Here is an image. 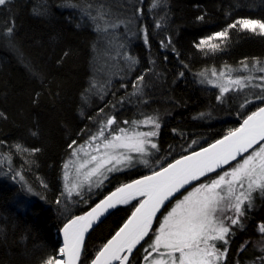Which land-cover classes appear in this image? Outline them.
I'll use <instances>...</instances> for the list:
<instances>
[{
  "label": "trees",
  "instance_id": "16d2710c",
  "mask_svg": "<svg viewBox=\"0 0 264 264\" xmlns=\"http://www.w3.org/2000/svg\"><path fill=\"white\" fill-rule=\"evenodd\" d=\"M250 1L166 0L167 28L175 33V46L181 52L166 57L157 54L161 70L172 80L170 83L164 80L161 84L153 78L147 94L154 108L164 115L165 124L157 140L159 149L189 137L206 138L207 144L228 132H221L229 124L228 120L214 128H206L195 118L204 109H210L218 117L229 114L230 110L221 108L214 102L211 92L193 82L192 69L200 61L195 60L192 43L202 32L217 31L226 24L228 17L225 16L237 4L244 8ZM58 6L62 7L61 0H11L2 9L0 7V27H3L0 29V141L16 143L26 138L34 149H39L30 160L24 161L23 168L28 167L42 180L44 188L39 182H30L36 194L47 201L54 198L56 165L66 142L80 139L90 122V114H83L84 105L78 96L92 56L89 43L93 36L89 30L81 28L67 10H60ZM256 7L261 8L257 13L264 17V0H256ZM9 27L13 29L10 36L2 33ZM229 36L221 54L226 60L232 61L250 51H264L262 36L235 32ZM150 41L154 47L156 44ZM143 174L144 171H129L123 180ZM133 207L114 209L89 232L80 264H88L98 250V243L102 244L115 231ZM40 214L38 218L26 214L20 218L0 205V264H35L53 253L59 245L53 226L56 217L50 210H41ZM245 215L242 231L229 237L228 251L220 264L253 261L251 250L245 245L240 247L254 236V223L264 221V195L253 194V206L246 208ZM101 227L103 234L97 231ZM140 249L132 253L129 264H140Z\"/></svg>",
  "mask_w": 264,
  "mask_h": 264
},
{
  "label": "rangeland",
  "instance_id": "374dc122",
  "mask_svg": "<svg viewBox=\"0 0 264 264\" xmlns=\"http://www.w3.org/2000/svg\"><path fill=\"white\" fill-rule=\"evenodd\" d=\"M20 1L25 2L31 0ZM9 2H11V0H8V3ZM61 5L62 7L58 6L60 10H67L73 18H75L78 25H80L81 28L89 30L93 36L92 42L89 43V51L92 53V56L89 58L88 69H86L85 76H83V85L81 86L83 93H81L82 91L80 90L81 92L79 91L80 94L78 96L81 98L82 104L84 105L83 114H90V122L83 136L76 140V144L73 145V148L77 150L76 155H73L72 149L68 147L69 144H72V141L66 142L64 153L59 158L56 165L57 184L55 186V192L52 194V196H54L53 200L51 199L52 197L48 196V192L46 191L45 194L51 201H47L42 198L41 195L36 194L31 182H39V186L44 188L43 183H40L42 180H39L28 167L23 168L25 167V164H23L24 161L30 160V157L32 158L36 153L31 151L34 149L32 143L28 142L26 138H22L19 140L20 142L16 143L0 141V205H3L9 212L16 214L20 218H22V215L25 216L24 214L34 215L38 218L42 216L40 214L41 210H50L57 219H54L55 222L53 224L57 236L62 225L70 217L82 215L85 210L103 196L102 194L128 181V179L123 180L126 172L139 170L144 171V174L150 173L166 165L176 157L206 145L205 143L208 141L206 138L197 139L189 137L188 139L179 141L173 146L163 149H151V145L146 144V149L151 153L147 156H141L136 152H131L123 148L117 149L119 152L131 155L134 159H148L150 161V166L145 167L143 163L137 162L134 167L124 168L122 171L114 173H105L107 179H104L103 176H98L92 178L91 185L85 182L83 173L86 169H80L79 165L83 163L84 160L90 159L92 155L99 156L104 151L103 148L96 151V148L103 143L105 138L110 139L113 135L134 136L136 133L157 131L158 134L156 136L146 137V139L157 144L158 136L162 126L165 124V120L164 115L154 108V102L148 98L147 94L149 92L148 90L152 87L150 83L153 78L160 80L161 84L167 79L169 80L168 83H170L172 79L168 77L165 70H161L156 56H158L157 54L159 53L162 54L163 57L167 55L175 56V52L178 53L179 51L181 52V50L175 46L174 41L176 37L173 36L175 33L173 34V31L170 32L167 28L168 8L166 0H161L159 6L156 7L153 6V0H61ZM247 5L248 6L243 8L237 4V7L230 14L228 13V15L225 16L228 17V22L226 24L221 26L217 31L208 30L202 32L192 43L195 52V60L200 61L197 67H193L192 69L194 73L193 82L207 89L208 92H211L214 102L221 108L230 110L229 114L218 117L214 116L210 109H204L197 113L195 118L206 128H214L215 125L228 120L229 124L221 131L223 133L237 127L239 122L248 113L254 111L261 105V102L253 99L252 103L245 106V108L241 109L240 107L245 98L251 99L248 95L249 91L253 94H259V89H248L239 94L231 92L225 95L222 102L217 101L216 97L219 95V88L214 85L225 83L227 79V76H219V72L231 69L232 79H235L238 75L252 76L254 78L264 75V73L258 70L250 71L249 69H244L241 64L243 61L251 66L254 62L260 61L261 64L257 67L264 66V51L260 50V52L257 53L251 51L246 54L243 53L244 55H240V57L231 61L221 56L222 50L226 46L227 40L230 37L229 35L232 32L262 37H264V33H261L259 30L254 33L248 30L229 29L228 36L222 43L218 38L213 41L214 43L220 44V47L216 51H209L207 48L200 49L197 48L196 45L202 38L212 36L213 33L226 29L229 24H232L238 19L246 18L264 21V17H261L259 13H257L261 8L256 7V0H251ZM0 7L2 9L4 5ZM98 11H103L105 14L103 20L93 19V17L97 16ZM158 23L160 24L159 27H157ZM98 25L99 30L97 27ZM0 29H3V27H0ZM2 33L6 34V30ZM145 37H147V43H145ZM150 39L156 44L154 47H152ZM127 57L134 58L136 63L133 64ZM17 63L23 66L19 60ZM213 71L217 73L216 76L212 75ZM201 73H204V75L201 76ZM141 75L144 77L143 81L140 82L141 91L133 95V93L136 92V89L133 88V83L136 82L137 77ZM208 81H212V83ZM252 82L254 84L264 83V81L257 79H253ZM147 103L149 104L147 105ZM100 109L104 111L101 113ZM149 116L158 117V123L160 124L159 129H155V126L150 123H133V121H144L145 118ZM108 117H115L116 123L113 126L104 127L103 137H98L96 140H89L90 136L96 134L101 129V122H106ZM126 121L127 123H125ZM120 129H125V133H120ZM219 137L220 136H216L215 138L217 139ZM86 141L88 144H85ZM259 144L236 161L215 172L213 175L205 178L203 177L204 179L201 178V180L193 183L167 205L165 211L154 221L149 234L140 241L135 249H133L134 252L138 247H141L140 251L142 253V258L140 264H151V260L158 257V253H153L148 261L144 260V257L147 255L146 249L151 251L149 245L154 240L156 230L160 227L161 221L176 205L177 201L182 200L183 197L187 195L188 192H191L193 188L197 187L198 184L209 183L211 180L216 179L222 171H228L230 167H235L236 163L240 162L244 156L250 155L253 151L258 150ZM16 145H20L21 149H28L29 151H22L18 149ZM80 146H84L83 151L80 150ZM157 161H159V164H157ZM16 173H20V175L17 176ZM21 177H23V179H21ZM101 180L104 181L103 184L97 187L96 185L99 184ZM73 184L79 187L72 192L71 197H68L65 186L67 185L71 188ZM29 187L32 189V193L26 191V188ZM237 188L243 191L247 188V183H245L243 189H241L239 185H237ZM62 192L64 193L63 197H61ZM256 192L259 191H255L253 194L255 195ZM58 197L62 199L61 204L56 203ZM139 199L141 198H137L128 204L118 206L115 209L119 207H133L137 204ZM4 201H6V203H4ZM246 208L245 206L244 211ZM22 212L24 214H22ZM221 215L234 218V211L225 208V211L221 213ZM245 218L246 215L241 218L243 227ZM262 223H264V221L255 222L254 236L242 243V245H245V248L251 250L254 255L253 261L248 264H264V236L257 230V226ZM225 224L229 225L230 219L225 220ZM231 227L234 234L242 231V228L239 226L232 225ZM97 231L103 234V227ZM100 246L101 242L98 243L96 248L98 247L99 249ZM217 246L221 251L224 247H227V245L219 241L217 242ZM60 248V245L56 246L53 253L43 256V261L50 256L62 258L59 252ZM160 251L166 250L161 248ZM132 253L128 256L129 258ZM128 261H126L125 264H129ZM221 261H219V264ZM119 262L120 261H117L115 264H119ZM35 264H43V262Z\"/></svg>",
  "mask_w": 264,
  "mask_h": 264
},
{
  "label": "snow or ice",
  "instance_id": "6c2138e0",
  "mask_svg": "<svg viewBox=\"0 0 264 264\" xmlns=\"http://www.w3.org/2000/svg\"><path fill=\"white\" fill-rule=\"evenodd\" d=\"M160 2L161 0H153V6H159ZM6 3L8 0H0V6ZM104 15L103 11H98L97 16L93 19L103 20ZM198 19H202V17ZM159 26L158 23L157 27ZM97 27L99 30V25ZM229 29L248 30L254 33L259 30L264 33V21L238 19L229 24L226 29L202 38L196 47L216 51L220 44L213 41L218 38L222 43L227 38ZM12 31L11 27L7 28L6 35L10 36ZM145 43H147V37H145ZM127 59L133 64L136 63L132 57H127ZM241 64L244 69L258 70L264 73V66L257 67L261 64L260 61L254 62L251 66L243 61ZM231 73V69L219 72V76H227V79L225 83L214 85L219 88L217 101L222 102L225 95L231 92L239 94L248 89H259V94L249 91L248 95L251 99L245 98L240 107L241 109L245 108L252 103L253 99L260 101L262 106L248 115L240 127L230 130L226 136L210 144L207 148H202L199 152H193L188 156H181L180 159L168 164L167 167L161 166L159 171L153 170L150 175L127 184H121L94 207H91L90 211L68 220L61 229L64 244L59 252L64 258L50 256L43 261V264H78L83 254L85 234L94 224L109 209L115 208L118 204H128L136 197H141L139 205L131 216L100 248L95 258L90 262V264H110L111 261L118 260L120 264H125L129 257L128 255L122 256L121 253L131 254L140 241L149 234L152 218L165 202L173 197L174 193H177L185 185H189L191 181H197L200 177H204L206 173L214 172L221 165H228L230 161H236L240 153H246L257 141H260L258 150L244 156L240 162L236 163L235 167H230L228 171H222L216 179L209 183L198 184L182 200L177 201L161 221L155 238L149 245L151 251L146 249L147 255L144 260L148 261L153 253H158V257L152 259L151 264H219V261L225 258L228 249L224 247L221 251L217 242L228 244V237L234 234L232 225L243 228L241 218L245 215V206L247 208L253 206V192L259 191L261 195H264V83L254 84L252 82L253 79L264 81V75L255 78L238 75L232 79ZM200 75L203 76L204 73ZM212 75L216 76L217 73L213 71ZM143 79L144 77L141 75L133 83V88L136 89L133 95L141 91L140 82ZM208 82L212 83V81ZM103 111L100 109L101 113ZM101 123V129L90 136L89 140L103 137L104 127L113 126L116 120L115 117H108L106 122L102 121ZM133 123H150L155 126V129L160 128L158 117L154 116L146 117L144 121H133ZM119 131L125 133L126 130L120 129ZM157 134V131H151L136 133L134 136L113 135L110 139L105 138L103 143L96 148V151H99L100 148H103L104 151L99 156L92 155L90 159L84 160L79 165L80 169H86L83 173L84 181L91 185L93 177L103 176L104 179H107L105 173H114L122 171L124 168L134 167L137 162L143 163L145 167L150 166L148 159H134L131 155L119 152L117 149H127L141 156L150 155L151 153L148 152L145 145L150 144L151 149H158V146L146 137H154ZM75 144L76 141H73L68 145L69 149H72L73 155L77 154V150L73 148ZM85 144L88 142L86 141ZM16 147L21 149L20 145H16ZM83 147L80 146L81 151H83ZM21 150L29 151L28 149ZM31 151L36 152L39 149ZM16 175L19 176L20 173H16ZM103 182L101 180L96 186H100ZM245 183H247V188L243 191L238 190L237 185L243 189ZM78 187L76 184H73L71 188L66 185L65 190L68 197H71L72 192ZM26 191L32 193L30 187L26 188ZM63 196L62 192L61 197ZM61 197L57 198V204L62 203ZM225 208L234 211V218L221 215ZM229 219L230 224L226 225L225 220ZM257 230L264 236V223L259 224ZM243 247L244 245H241V248ZM161 248L166 251H160Z\"/></svg>",
  "mask_w": 264,
  "mask_h": 264
},
{
  "label": "water",
  "instance_id": "95a60500",
  "mask_svg": "<svg viewBox=\"0 0 264 264\" xmlns=\"http://www.w3.org/2000/svg\"><path fill=\"white\" fill-rule=\"evenodd\" d=\"M262 106V104L260 105V106H258V107H261ZM257 107V108H258ZM256 108V109H257ZM256 109L254 110V111H256ZM254 111H252V112H254ZM252 112H250V113H248L240 122H239V124H238V126L237 127H235V128H238V127H240V125L243 123V120L248 116V115H250ZM234 128V129H235ZM233 130V129H232ZM229 133V131L227 132V133H225L224 135H222V136H220L219 138H217V139H215V140H213V141H211L210 143H208V144H206V145H204V146H202V147H200V148H197V149H195V150H192V151H190V152H188V153H185V154H183V155H181V156H188V155H191V153H193V152H199L200 151V149H202V148H207L210 144H213V143H215V141H217V140H220V139H222L224 136H226L227 134ZM260 143V141H257V143L255 144V145H253L252 146V148L251 149H253L256 145H258ZM251 149H248V151L246 152V153H248ZM246 153H240L239 154V156H237V159H239L240 157H242L244 154H246ZM181 156H179V157H176L175 159H173V160H171L169 163H167L166 165H164L163 167H167V165L168 164H170V163H173L175 160H178V159H180L181 158ZM236 159V160H237ZM232 162H234V161H230L229 162V164L230 163H232ZM228 164V165H229ZM225 166H227V165H221L219 168H217V169H215V171L214 172H216V171H218V170H220V169H222V168H224ZM160 169V168H159ZM159 169H157L156 171H159ZM214 172H212V173H214ZM212 173H206L205 174V176L204 177H206V176H208L209 174H212ZM151 174V172L150 173H147V174H143V175H139V176H136V177H134V178H132V179H130V180H128V181H126V182H124V183H122V184H127V183H130L131 181H133V180H137V179H140L141 177H143V176H147V175H150ZM201 178H203V177H200L199 178V180L201 179ZM198 181V180H197ZM197 181H191L190 182V184L189 185H185L183 188H181L177 193H174L173 194V197H170L169 198V200L168 201H166L165 202V204L157 211V213H156V215L152 218V225H153V223H154V221L157 219V217L162 213V211L165 209V207L177 196V195H179L182 191H184L186 188H188L189 186H191L193 183H195V182H197ZM121 185V184H120ZM120 185H118V186H116V187H114L113 189H111L110 191H107L103 196H101L96 202H94L87 210H85L84 212H83V214L85 213V212H88V211H90V208L91 207H94L97 203H99L101 200H103L104 199V197H106V196H108V194L109 193H111V192H113L117 187H119ZM137 198H141V197H136V199ZM136 199H134V200H136ZM134 200H132V201H134ZM140 200L141 199H139V201L137 202V204L132 208V210L130 211V213L128 214V216L125 218V220L115 229V231H113L112 233H111V235H109V237L101 244V246L99 247V249L96 251V253L100 250V248L105 244V243H107V241L109 240V239H111L112 238V236H114L115 235V233L121 228V226L125 223V221L128 219V217L129 216H131V214H132V212L135 210V208L139 205V203H140ZM132 201H130V202H132ZM129 202V203H130ZM122 204H118L116 207H118V206H121ZM123 205H125V204H123ZM115 207V208H116ZM115 208H112V209H109L108 210V212L107 213H105V215L104 216H102L101 218H100V220L97 222V223H95L94 224V226L85 234V240H84V243H85V241H86V239H87V236H88V234H89V232L98 224V223H100L101 221H103V219L109 214V213H111ZM82 214V215H83ZM77 216V215H76ZM78 216H80V215H78ZM74 217V216H73ZM73 217H70L68 220H70V219H72ZM68 220L65 222V223H67L68 222ZM64 223V224H65ZM64 224L62 225V227L60 228V230H59V233H58V242H59V245H60V247H62L63 246V244H64V237H63V233L61 232V229L63 228V226H64ZM84 243H83V247H84ZM96 253L93 255V257L90 259V261L88 262V264H90V262L95 258V255H96ZM121 255L123 256V255H130V254H128L127 252H124V253H121ZM64 257L62 256V259H63ZM118 260H113V261H111L110 262V264H115L116 262H117ZM80 261H78V264H80L79 263Z\"/></svg>",
  "mask_w": 264,
  "mask_h": 264
},
{
  "label": "bare ground",
  "instance_id": "6f19581e",
  "mask_svg": "<svg viewBox=\"0 0 264 264\" xmlns=\"http://www.w3.org/2000/svg\"><path fill=\"white\" fill-rule=\"evenodd\" d=\"M123 205V204H122ZM119 264H120V262H119Z\"/></svg>",
  "mask_w": 264,
  "mask_h": 264
}]
</instances>
